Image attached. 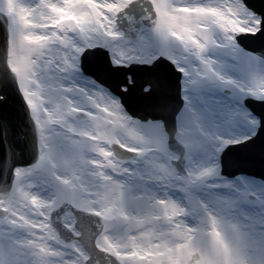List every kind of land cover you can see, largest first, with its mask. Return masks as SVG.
Wrapping results in <instances>:
<instances>
[{
  "label": "snow or ice",
  "instance_id": "obj_1",
  "mask_svg": "<svg viewBox=\"0 0 264 264\" xmlns=\"http://www.w3.org/2000/svg\"><path fill=\"white\" fill-rule=\"evenodd\" d=\"M0 264H264V0H0Z\"/></svg>",
  "mask_w": 264,
  "mask_h": 264
},
{
  "label": "water",
  "instance_id": "obj_2",
  "mask_svg": "<svg viewBox=\"0 0 264 264\" xmlns=\"http://www.w3.org/2000/svg\"><path fill=\"white\" fill-rule=\"evenodd\" d=\"M253 2H257V0H253Z\"/></svg>",
  "mask_w": 264,
  "mask_h": 264
}]
</instances>
